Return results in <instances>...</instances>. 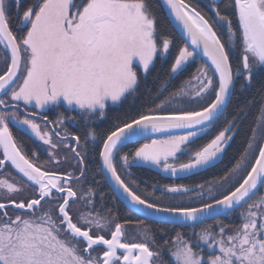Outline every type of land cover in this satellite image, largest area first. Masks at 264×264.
Returning <instances> with one entry per match:
<instances>
[{"label":"snow or ice","instance_id":"1","mask_svg":"<svg viewBox=\"0 0 264 264\" xmlns=\"http://www.w3.org/2000/svg\"><path fill=\"white\" fill-rule=\"evenodd\" d=\"M12 4L15 31L9 0H0V45L6 53L0 72V170L14 168L21 183L0 179L5 190L0 199V264H264V196L259 202L253 199L258 186L264 185V88L245 149L214 183L164 185L159 196L154 195V186L152 193L141 195L139 185L117 170L121 162L125 169L144 164L176 177L215 164L234 139L236 119L225 121L209 142L197 141L220 120L236 80H242L243 89L251 85L257 70L264 69V0H231L235 25L218 7L213 8L217 19L212 21L190 0H163L191 44L178 49L170 74L183 71L198 53L210 66L196 69L195 84L188 82V90L165 97L167 89L162 88L158 95L163 98L146 111L124 108L154 59L167 54L173 44L159 32L152 0H12ZM209 95L211 99L203 103ZM190 103L201 106L182 107ZM61 104L78 113L83 137L64 127L66 120H76L74 116L58 115L48 122L51 131L48 124L42 129L33 119L38 115L35 110ZM110 113H115L111 127L99 136L93 122ZM13 124L47 146L48 161L42 164L36 153L32 158L24 153L10 130ZM156 134L159 138H151ZM53 136L58 138L55 142ZM89 138L99 140L98 150ZM149 138L132 153L123 152ZM61 146L63 161L57 151ZM89 156L96 158L105 182L138 217L194 226L241 207L242 222L231 231L218 223L193 230L190 236L179 231L169 236L162 228L160 240L146 227L139 240H125L120 223L111 228L109 216L96 212L94 190L76 187L87 179ZM184 156L187 160L181 162ZM62 162L70 170L45 167ZM25 189L30 192L25 194ZM20 195L25 198L17 199ZM177 198L180 204L159 202ZM77 202L89 211L74 215L71 205ZM165 251L169 261L163 259Z\"/></svg>","mask_w":264,"mask_h":264},{"label":"trees","instance_id":"2","mask_svg":"<svg viewBox=\"0 0 264 264\" xmlns=\"http://www.w3.org/2000/svg\"><path fill=\"white\" fill-rule=\"evenodd\" d=\"M190 3L193 4V1L190 0ZM152 4L158 17L159 32L170 38L173 41V44L170 48L171 50L169 54L165 58H158L154 67L150 70L146 78H141L138 91L133 98L128 100L124 108L125 111H146L149 106H154L156 103L160 102V99L163 98L158 95L162 88L167 89V91L165 92V97H167L172 93L178 92L181 87L185 84V82H187L191 78L190 74L187 73H183L184 75L180 74L178 78H173V75L170 74V65L174 63V59L178 55V49L185 46V43L180 38L176 30L168 20L160 1L152 0ZM197 7L210 19L211 17H213V13L204 5L198 4ZM214 7H218L222 15L229 16V18L232 19L233 24H236L234 8L231 7V0H221ZM14 12L15 11L10 14L13 20L15 17ZM261 88H264V69L260 75L256 76L253 79L251 85L248 88L246 87L243 91L240 90L238 85H234L232 101L226 113L216 123V125H214V130L217 134V131L220 130L223 126H225V121H232L233 119H236L238 128L235 131L234 139L231 141L230 145L224 153V156L222 158L223 163L219 165V167H216L214 172L212 171L211 174L206 173L203 179H201L200 177L198 179L197 176H194L177 180L174 178L175 180L171 179L166 181V178L159 173H145L142 172L141 169L134 167L133 171L136 175V180L137 178H139L140 180H137L140 184V187L152 188L154 186L161 187L164 185H184L187 187H194L195 185L200 184L202 182H208L213 180L214 178H220L227 174L228 170H230V168L234 166V163L239 158L241 152L245 149L246 141L249 138L248 133L250 127L253 125L254 120L258 119V100ZM249 101H255L256 103H253L250 108H246L244 112H240L239 109ZM114 115L115 113H110L104 125L99 127L98 133L100 136H103L104 132L111 127L112 116ZM18 136V138L22 140L21 142L23 146L27 149L26 153L28 154L29 152V155H31L36 148L32 146L33 144L35 145V143H33L32 137H26V135L24 134H20ZM211 138H213V136ZM210 139L201 138L198 139L197 143L204 144L209 142ZM93 158L94 161H88L87 177L91 179L90 181L97 180L98 182H100V185L103 187L105 192L109 194L111 193V190L107 186L101 172L99 171L98 165L96 163V158L94 156ZM113 198L116 200L115 197ZM116 203L118 206V217L120 218L121 223L140 224L139 220L141 219L139 217L127 210L124 205H122L119 201L116 200ZM145 223L149 227H152L154 229V233L156 235L157 240L162 239V228L167 229L169 236L172 230H182L181 228H174L169 225L158 224L144 220V224Z\"/></svg>","mask_w":264,"mask_h":264},{"label":"rangeland","instance_id":"3","mask_svg":"<svg viewBox=\"0 0 264 264\" xmlns=\"http://www.w3.org/2000/svg\"><path fill=\"white\" fill-rule=\"evenodd\" d=\"M193 1V6H195L196 8L198 4H202L204 5L206 8H208L212 13H213V17H211V20L212 21H216V16H215V12L213 11V8L216 4H218L221 0H192ZM9 3L11 5V9H10V14L13 13V11H15V5L12 4V0H9ZM197 4V5H196ZM14 16H15V12H14ZM12 27H13V30L15 31L17 28H18V25H16V21H15V17H14V20L12 19ZM226 38V34H225V37ZM171 48V47H170ZM171 50V49H170ZM169 50V52H170ZM169 52L165 55H158L157 58L154 59V63L153 65L151 66L150 70L154 67L156 61L158 60V58H165ZM6 55L4 49H3V46L0 45V72L3 71L4 69V56ZM202 64H205L198 56L195 57L194 60H190L186 66L184 67L183 71L173 75V78H178L180 74H190L191 78L185 82V84L181 87V88H185V90H188L187 88V85H188V82H192L193 84H195V81L192 79L193 75L196 73V69L199 68ZM263 69H259L255 72L254 76H253V79L260 75L262 73ZM150 72V71H149ZM149 74V73H148ZM147 74V75H148ZM183 74V75H184ZM146 75V76H147ZM146 76H143V78H146ZM253 81V80H252ZM241 83H242V80L241 79H237L236 82H235V85H238V87L240 88L241 91H243L246 87L248 88L249 86H246L244 87L243 89L241 88ZM236 87V86H235ZM168 88V87H167ZM134 97V96H133ZM133 97H130L129 99L133 98ZM211 99V96L209 95V97L203 101V103H207L208 100ZM201 105L198 104V103H190V104H185V105H182V107H185L187 108L188 110H192V109H197L199 108ZM38 114L42 115V116H46V115H51L54 117V119L56 120L57 116L60 115V114H63L65 117H76V120L73 121V120H66L65 122V125L64 127L67 128V130L69 129H73L75 128V130L77 132H80L81 134L80 135H84V127L82 126V122L80 120V117L78 115V113L76 112H73L69 109H67V106L66 105H58V106H51L45 110H40V109H37L35 110ZM21 116L23 117V114L21 113ZM106 119L101 121L100 119H97L93 122V129L95 131H97L98 133V129L99 127L103 126L104 123H105ZM37 122V121H36ZM39 123V122H37ZM40 124V123H39ZM41 125V128L43 129L45 125L43 124H40ZM12 126H15L17 128H19L20 126H17L15 124H13ZM21 128V127H20ZM23 129V128H21ZM49 130V129H47ZM63 130V129H62ZM50 131V130H49ZM99 134V133H98ZM215 130H214V126L213 128L208 132V133H202L200 138H208L210 139L212 136L214 137L215 135ZM100 136V135H99ZM33 139V143H35V145L33 144L32 146L33 147H36L35 148V151L32 152L33 153H36V159H38V161L40 163H44L45 161H48L49 160V157H48V154H47V146L43 145V143L41 141H39L37 138H35L34 136L32 137ZM53 139V142H55L58 138L53 136L52 137ZM146 142H150L149 141H146ZM146 142H142L139 144V146L143 143H146ZM89 143L90 144H96L97 145V149L99 147V140L93 142L91 141V139L89 138ZM231 141L229 142V145H230ZM228 147H226L227 149ZM23 149V148H22ZM125 149V148H124ZM123 149V152L125 153H132L133 151L130 150V151H127V150H124ZM225 149V151H226ZM24 153H26V151L23 149ZM31 151V150H30ZM59 152V156L61 158V160L63 161V155H64V152H65V149H63V146H61V148L59 150H57ZM225 153V152H224ZM224 153L221 154V156L219 157V159H222L223 156H224ZM27 154V153H26ZM30 153L28 152V155ZM31 154V155H32ZM32 158V156L30 157ZM218 159V160H219ZM93 160L94 161V158L93 156H89L88 158V161H91ZM187 160V157L184 156V157H181V162H185ZM250 162H254V161H250ZM122 162L121 164H118L117 165V170L118 172H120V174L122 175V177L129 181V182H132L134 181L135 182V185H138L136 180L134 179L133 177V168L134 166H136V164H133L132 166H130L129 168L125 169L123 168L122 166ZM142 166H146V167H151L153 168L154 170H157L161 173H164L163 171H161L160 169L154 167V166H149V165H144V164H141ZM45 167H48V168H52L53 170H57L59 172H63L65 170H70L68 165L65 164V163H61L60 165H54L52 163H48V164H45ZM166 174V173H165ZM179 175H182V174H179ZM184 175H188V174H184ZM243 175V173H242ZM163 177L166 178V181L168 180H171V179H174L172 178L171 176H165L163 174ZM7 178L9 182H13L14 180L20 184L21 181H20V178L17 177L15 175V173L12 171V170H7L5 171L4 173H0V179H5ZM177 178V177H176ZM97 179V178H95ZM91 179L89 177H87V179L85 180V182L82 184V185H77V189H89L91 188L92 190H94L95 192V197H94V201H95V204H96V212H99L101 215H108L109 218L111 219L112 223L110 225L111 228H114L115 224L116 223H120L124 229V231L126 232V235H127V238L126 240L128 241H131L133 238H135L136 240H139L141 238V235H142V230L144 228H149L151 229L152 232H154V229L152 227H149L147 224H125V223H121L120 221V218L118 217V206H117V203H116V200L117 198L113 195V193H107L105 192V190L103 189V187L100 185V182H98L97 180H92L90 181ZM175 180V179H174ZM213 183L215 181H212ZM175 184V183H173ZM190 187V186H188ZM206 187H207V184H206ZM140 189H142L140 186H139V192H140ZM155 193L154 195L155 196H159L161 191L163 190V186H155ZM144 192L140 194L141 195H144L146 192L147 193H152L153 192V187L152 188H144L142 189ZM223 191V190H222ZM30 192V189H25V194L29 193ZM213 193L216 194V189L215 187H213ZM5 194V190L0 188V199L3 198ZM260 196H264V186L263 188L253 197V199H256L257 202H259V197ZM115 197L116 200L113 198ZM25 198V195H20L17 197V199H23ZM207 198V197H206ZM188 198L187 197H184L183 200L186 201ZM118 201V200H117ZM161 203H174V204H180L182 202L181 198H177L175 200H164L162 199L161 201H159ZM49 207V205L45 204L44 205V208L47 209ZM71 210H72V213L75 215L77 213H87L89 211L88 208H85L83 203L82 202H77L76 204H73L71 205ZM9 213L10 214H14V210L12 209H8ZM244 211V209L240 208L237 212L233 213V216L231 218H228L227 220L226 219H221V220H215V221H211V222H208L206 223L204 226H201V227H190V228H187V229H182V230H178L179 232H182L185 236H190L192 231L195 230L197 232L201 231L202 229L204 228H209V227H216V225L218 223H222L223 225H225L226 227H228L229 231H231L234 226H237L239 224H241L242 222V218H241V212ZM95 215V213H93ZM93 231H98L96 229H93ZM177 231L175 230H172V232L170 233V236H173L175 235ZM104 234L107 236L109 235V233L107 231L104 232ZM157 239V238H156ZM208 249L205 248L204 249V255L207 256L208 255ZM97 253L93 252V255H96ZM163 259L165 261H169L170 260V257H169V254L167 251H165L163 253Z\"/></svg>","mask_w":264,"mask_h":264},{"label":"flooded vegetation","instance_id":"4","mask_svg":"<svg viewBox=\"0 0 264 264\" xmlns=\"http://www.w3.org/2000/svg\"><path fill=\"white\" fill-rule=\"evenodd\" d=\"M9 55V54H8ZM23 115H24V113L23 112H21ZM42 117V120H39V121H37V122H39L40 124H43V125H45V124H48V129L51 131V129H52V127H53V125L52 124H49L48 122L49 121H55V119H54V117L53 116H51V115H46V116H41ZM45 117H47V119H45ZM44 121V122H43ZM47 121V122H46ZM10 130L13 132V136H14V138L17 140V142L22 146V148L25 150V151H27V149L23 146V144H22V140L20 139V138H18L19 136L18 135H20V134H24V135H26V137H33V135L27 130V129H21L20 127L19 128H17V127H15V126H12L11 125V127H10ZM69 132H75V133H77V134H81L80 132H77L76 130H75V128H71V129H69L68 130ZM82 136V135H81ZM83 137V136H82ZM146 142V141H145ZM140 143H142V142H139V143H135V144H131V145H129V146H127V147H125V149L124 150H127V151H130V150H132V151H134V149H135V146L136 147H139V144ZM28 155V154H27ZM0 156H2V150L0 149ZM29 156V158L32 156V155H28ZM223 163V161H222V159H219V160H217L216 162H215V164L214 165H212V166H210V167H208V168H206V169H202V170H199V171H197V172H194V173H191V174H188V175H184V174H182V175H177L176 177H172L169 173H161V172H159V171H157V170H154L153 168H151V167H146V166H142L141 164L140 165H136V166H134V167H136V168H139V169H141L142 170V172H145V173H159V174H161V175H165V176H171L172 178H175L176 180L177 179H182V178H189V177H194V176H197L198 177V179H199V177L201 178V179H203L204 178V176L206 175V173H210L211 174V172L213 171H215V168L216 167H219V165H221ZM134 167H132V168H134ZM7 170H12V168H7V169H5V171H7ZM4 171V172H5ZM13 171V170H12ZM3 172V173H4ZM14 172V171H13ZM133 177H134V179L136 180V175H135V173H134V171H133ZM219 178H214L213 180H211V181H208V182H212V181H216V180H218ZM137 180L138 181H140L139 180V178H137ZM136 180V182H137V184L140 186V184H139V182ZM206 182H202V183H200V184H205ZM264 186V185H263ZM263 186H262V188H263ZM142 189H144L145 187H141ZM262 188H260V190L262 189ZM142 189H140V192L141 193H143L144 191L142 190ZM259 190V191H260ZM235 212H237V211H235ZM235 212H233V213H235ZM233 213H231L229 216H227V217H225V218H223V219H228V218H231L232 216H233ZM138 217V216H137ZM141 219V218H140ZM221 220V219H220ZM146 221V220H145ZM219 221V220H218ZM123 224V223H122ZM126 224V223H125ZM127 224H130V223H127ZM146 224V223H145ZM204 226V225H203ZM172 227H174V226H172ZM175 228V227H174ZM176 228H181V227H176ZM190 228V227H189ZM181 229H187V228H181ZM124 233H125V236H124V238H125V240H126V238H127V235H126V232L124 231Z\"/></svg>","mask_w":264,"mask_h":264},{"label":"water","instance_id":"5","mask_svg":"<svg viewBox=\"0 0 264 264\" xmlns=\"http://www.w3.org/2000/svg\"><path fill=\"white\" fill-rule=\"evenodd\" d=\"M159 1H160L161 5H162V7H163V9H164V12H165V14H166L168 20L170 21V23L172 24V26L174 27V29L176 30V32L178 33V35L180 36V38L183 40V42H184L185 44H187V45L189 46V48H191L190 41L188 40L187 36L183 33L181 27H180L178 24H176L175 21L169 16V14H168V10H167V7H166V5L163 4V0H159ZM9 55H10V54H9ZM197 56H198V57H199V58H200L205 64H208V65L210 66V62L207 61V58H206V57H203L202 53H198ZM233 91H234V87H233V89H232V93H231V95H230V97H229V100H228V103H227V106H226V108H225V110H224L223 115L226 113V111H227V109H228V107H229V105H230V103H231V101H232V98H233ZM223 115H222V116H223ZM222 116H221V117H222ZM33 118L38 119V120H42V117L37 116V115L34 116ZM46 122H47V121H46ZM159 136H160V134H156V135L152 136L151 138H159ZM147 140H150V138H149V139H141L139 142H143V141H147ZM134 144H135V143H134ZM1 150H2V149H1ZM12 170H13V171H14V172L20 177V174H19L14 168H12ZM4 171H5V169L0 170V173H3ZM101 174H102V173H101ZM102 176H103V174H102ZM103 178H104V176H103ZM106 184H107V186L109 187V189L111 190V192L113 193V195L118 199V201H119L122 205H124V207H125L127 210H129V207L127 206L126 202H123V200H122V198L120 197L119 193H114V192H113V189H112V187H111L110 182H106ZM261 187H262V185L258 186V188H257V190H256V193L260 190ZM239 208H241V207H234L233 209L229 210L227 213H223V214H221V215H219V216H215V217H211V218H209V219L206 220L204 223H197V224L194 225V226H188V225H185V226H183V227H181V228H189V227L203 226V225H205V224L208 223V222L215 221V220L221 219V218H223V217H227V216H229L232 212H235V211L238 210ZM8 209H12V207L9 206ZM131 213H132V212H131ZM133 214H134V213H133ZM134 215H135V214H134ZM139 218H141V219H143V220H146V221H148V222H154V223L162 224V223H161L156 217H149V218L139 217ZM168 225H169V226H173V225H170V224H168ZM174 227H180V226H174Z\"/></svg>","mask_w":264,"mask_h":264}]
</instances>
